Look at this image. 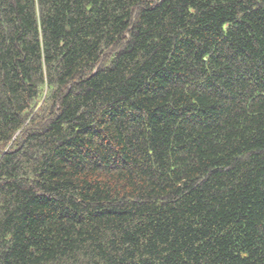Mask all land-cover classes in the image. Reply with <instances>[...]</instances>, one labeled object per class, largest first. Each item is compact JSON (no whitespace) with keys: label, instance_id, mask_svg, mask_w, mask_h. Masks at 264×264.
<instances>
[{"label":"trees","instance_id":"obj_1","mask_svg":"<svg viewBox=\"0 0 264 264\" xmlns=\"http://www.w3.org/2000/svg\"><path fill=\"white\" fill-rule=\"evenodd\" d=\"M0 264H264V0H0Z\"/></svg>","mask_w":264,"mask_h":264}]
</instances>
